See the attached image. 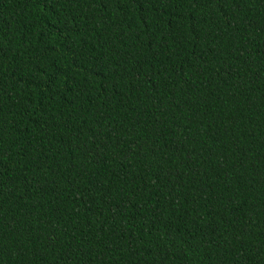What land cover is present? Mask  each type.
<instances>
[{
	"label": "trees",
	"instance_id": "obj_1",
	"mask_svg": "<svg viewBox=\"0 0 264 264\" xmlns=\"http://www.w3.org/2000/svg\"><path fill=\"white\" fill-rule=\"evenodd\" d=\"M0 264H264V0H0Z\"/></svg>",
	"mask_w": 264,
	"mask_h": 264
}]
</instances>
